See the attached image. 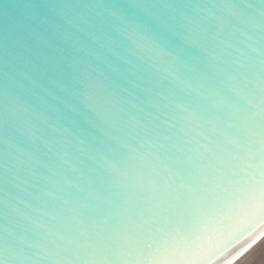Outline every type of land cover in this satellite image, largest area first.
Instances as JSON below:
<instances>
[{
    "label": "water",
    "instance_id": "1",
    "mask_svg": "<svg viewBox=\"0 0 264 264\" xmlns=\"http://www.w3.org/2000/svg\"><path fill=\"white\" fill-rule=\"evenodd\" d=\"M264 233V0H0V264H225Z\"/></svg>",
    "mask_w": 264,
    "mask_h": 264
},
{
    "label": "rangeland",
    "instance_id": "2",
    "mask_svg": "<svg viewBox=\"0 0 264 264\" xmlns=\"http://www.w3.org/2000/svg\"><path fill=\"white\" fill-rule=\"evenodd\" d=\"M262 261H264V249L257 245L243 257L240 264H262Z\"/></svg>",
    "mask_w": 264,
    "mask_h": 264
},
{
    "label": "clouds",
    "instance_id": "3",
    "mask_svg": "<svg viewBox=\"0 0 264 264\" xmlns=\"http://www.w3.org/2000/svg\"><path fill=\"white\" fill-rule=\"evenodd\" d=\"M257 245L261 246L262 249H264V233H261L259 236L256 237V239L253 241L252 245H250L249 251L251 250V248H254ZM246 254L247 253L245 252L234 260L226 261L225 264H240V261L243 260V256ZM262 264H264V261H262Z\"/></svg>",
    "mask_w": 264,
    "mask_h": 264
},
{
    "label": "bare ground",
    "instance_id": "4",
    "mask_svg": "<svg viewBox=\"0 0 264 264\" xmlns=\"http://www.w3.org/2000/svg\"><path fill=\"white\" fill-rule=\"evenodd\" d=\"M251 249H252V248H251ZM248 252H249V249L246 251V253H248ZM244 253H245V252H244ZM244 256H245V255H244ZM244 256H243V257H244Z\"/></svg>",
    "mask_w": 264,
    "mask_h": 264
}]
</instances>
